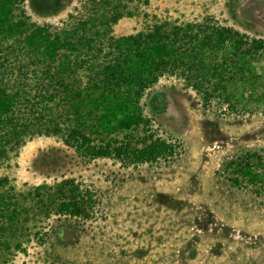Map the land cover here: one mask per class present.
I'll use <instances>...</instances> for the list:
<instances>
[{"label":"rangeland","instance_id":"1","mask_svg":"<svg viewBox=\"0 0 264 264\" xmlns=\"http://www.w3.org/2000/svg\"><path fill=\"white\" fill-rule=\"evenodd\" d=\"M114 1L122 15L113 35L209 19L264 39V0H22L20 10L56 28ZM253 70L255 78L222 93L209 87L206 97L177 73L150 84L140 98L148 126L134 135L179 143L156 162L79 158L60 133L23 136L0 161V192L17 212L14 225L0 217V264H264V194L245 181L235 187L224 168L246 150L264 153V55ZM67 177L90 195L88 217L45 207Z\"/></svg>","mask_w":264,"mask_h":264},{"label":"trees","instance_id":"2","mask_svg":"<svg viewBox=\"0 0 264 264\" xmlns=\"http://www.w3.org/2000/svg\"><path fill=\"white\" fill-rule=\"evenodd\" d=\"M21 2L0 0V161L29 133H60L79 158L110 155L122 164L166 159L177 152L176 139L134 135L148 126L140 104L144 90L160 75L177 73L205 97L209 87L222 93L255 78V62L264 55L263 38L209 19L160 21L113 35L111 24L122 15L118 1L56 28L29 21ZM149 99L153 112L160 110L157 93ZM120 132L125 138L116 137ZM225 165L232 185L245 181L264 194V153L246 150ZM90 202L86 189L67 177L45 207L85 218ZM3 216L14 225L17 212L0 192Z\"/></svg>","mask_w":264,"mask_h":264}]
</instances>
